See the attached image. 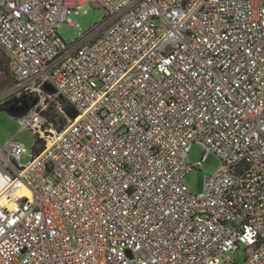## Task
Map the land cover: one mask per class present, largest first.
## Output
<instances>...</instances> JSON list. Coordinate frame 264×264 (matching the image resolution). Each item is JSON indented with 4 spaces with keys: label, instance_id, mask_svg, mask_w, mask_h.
<instances>
[{
    "label": "built area",
    "instance_id": "1",
    "mask_svg": "<svg viewBox=\"0 0 264 264\" xmlns=\"http://www.w3.org/2000/svg\"><path fill=\"white\" fill-rule=\"evenodd\" d=\"M0 52V264H264V0H0Z\"/></svg>",
    "mask_w": 264,
    "mask_h": 264
},
{
    "label": "rangeland",
    "instance_id": "2",
    "mask_svg": "<svg viewBox=\"0 0 264 264\" xmlns=\"http://www.w3.org/2000/svg\"><path fill=\"white\" fill-rule=\"evenodd\" d=\"M79 14L71 13L72 21L76 26H72L67 22L60 24L58 31L67 42L74 41L85 30L92 27L96 22L100 21L104 15V9L99 5L86 4L83 6ZM79 24V25H78ZM0 64H6V58L0 52ZM5 80L0 79V84L4 85ZM16 139L25 144L31 151L38 142V136L31 130L22 129L17 120V116L10 110L0 109V147L5 146L10 140ZM204 154V148L199 143L192 144L186 161L188 163H197L201 161ZM30 159L29 156H24L22 162L25 163ZM223 164L221 157L215 152H210L201 167L193 168L184 177V182L193 193H201L204 190L205 178L218 171ZM229 256L241 262L244 260V251L242 249L235 253L230 252Z\"/></svg>",
    "mask_w": 264,
    "mask_h": 264
},
{
    "label": "water",
    "instance_id": "3",
    "mask_svg": "<svg viewBox=\"0 0 264 264\" xmlns=\"http://www.w3.org/2000/svg\"><path fill=\"white\" fill-rule=\"evenodd\" d=\"M45 88L49 91V92H54L55 89L50 85V84H46L45 85ZM37 100H34V103L36 102ZM29 108V104H25L23 106H19V107H11L9 110L11 113L17 115V114H23L24 112L27 111V109Z\"/></svg>",
    "mask_w": 264,
    "mask_h": 264
},
{
    "label": "trees",
    "instance_id": "4",
    "mask_svg": "<svg viewBox=\"0 0 264 264\" xmlns=\"http://www.w3.org/2000/svg\"><path fill=\"white\" fill-rule=\"evenodd\" d=\"M7 60H6V64H0V70H2V71H6L7 70ZM3 108H5V109H10V106H7V107H3ZM0 109H2V108H0ZM70 108L68 107V110H69Z\"/></svg>",
    "mask_w": 264,
    "mask_h": 264
},
{
    "label": "flooded vegetation",
    "instance_id": "5",
    "mask_svg": "<svg viewBox=\"0 0 264 264\" xmlns=\"http://www.w3.org/2000/svg\"><path fill=\"white\" fill-rule=\"evenodd\" d=\"M9 106H10V108L11 107H14V108L19 107L18 104H15V103H11Z\"/></svg>",
    "mask_w": 264,
    "mask_h": 264
}]
</instances>
